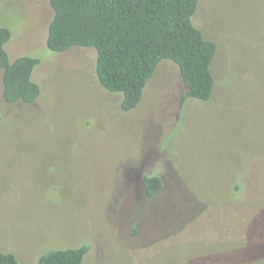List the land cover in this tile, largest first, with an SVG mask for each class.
Segmentation results:
<instances>
[{
	"label": "rangeland",
	"instance_id": "1",
	"mask_svg": "<svg viewBox=\"0 0 264 264\" xmlns=\"http://www.w3.org/2000/svg\"><path fill=\"white\" fill-rule=\"evenodd\" d=\"M48 0H0L11 62L40 60L33 104H7L0 71V252L39 264H264V0H201L218 45L209 102L184 101L163 61L138 108L96 78V52L47 48ZM164 188L148 197L143 175ZM158 174V175H159Z\"/></svg>",
	"mask_w": 264,
	"mask_h": 264
},
{
	"label": "trees",
	"instance_id": "2",
	"mask_svg": "<svg viewBox=\"0 0 264 264\" xmlns=\"http://www.w3.org/2000/svg\"><path fill=\"white\" fill-rule=\"evenodd\" d=\"M53 10L47 48L65 53L75 48L96 52V78L107 92L122 96L121 108L140 105L147 84L163 61L173 62L184 84L182 99L209 102L216 80L213 64L218 45L194 24L201 0H48ZM12 34L0 28V71L7 104H33L41 96L33 81L40 60L11 62L6 45ZM159 173L143 175L148 197L164 188ZM89 246L50 251L39 264H82ZM0 264H22L13 253L0 252Z\"/></svg>",
	"mask_w": 264,
	"mask_h": 264
}]
</instances>
